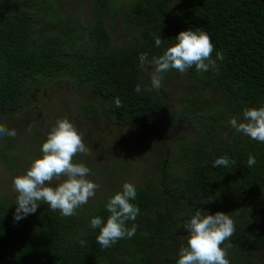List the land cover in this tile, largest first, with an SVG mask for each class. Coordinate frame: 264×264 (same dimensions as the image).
<instances>
[{"label": "trees", "instance_id": "trees-1", "mask_svg": "<svg viewBox=\"0 0 264 264\" xmlns=\"http://www.w3.org/2000/svg\"><path fill=\"white\" fill-rule=\"evenodd\" d=\"M73 3L81 11L69 15ZM190 29L207 32L213 59L224 54L219 71L171 70L159 92L152 90L139 56L162 55ZM154 36L163 40L161 47ZM177 81L179 106L170 90ZM62 82L71 85L62 96L66 104L78 97L80 107L66 114L77 130L103 113L135 132L139 146L131 150L140 153L134 161L157 164L156 182L148 178L152 168L144 169L147 179L135 186L137 198L130 201L139 207L136 220L126 224L136 225L135 235L108 249L97 243L100 230L90 221L99 216L106 223V204L122 191L124 168L104 169L105 152L92 151L88 136L83 141L90 154H77L73 162L90 168L87 179L100 186L95 196L70 217L40 202L34 214L14 220L13 179L42 158V139L58 121L48 125L51 113L37 114L35 96L44 97L50 84ZM137 84L143 86L140 94ZM85 90L106 108L85 98ZM116 97L122 107H116ZM260 107L264 0H0V124L8 119V128L18 133L0 137V264H177L190 234L185 225L201 209L233 217L235 232L221 245L231 244L230 264H264V240L256 236L264 212V142L229 123L233 117L243 122L245 108ZM44 109L56 111L51 105ZM163 123L184 126L172 143L161 135ZM160 144L164 155L157 158ZM225 155L234 163L213 167ZM249 155L256 159L251 168Z\"/></svg>", "mask_w": 264, "mask_h": 264}, {"label": "clouds", "instance_id": "clouds-1", "mask_svg": "<svg viewBox=\"0 0 264 264\" xmlns=\"http://www.w3.org/2000/svg\"><path fill=\"white\" fill-rule=\"evenodd\" d=\"M75 7L76 4L73 3L69 11L79 13L81 10L76 11ZM175 40L177 42L168 47L162 55L153 56L151 59L148 53L139 56V66L149 72L151 89L156 92L162 87L165 73L171 70L183 75L195 66L198 72H208L210 69L218 72L217 60H224L222 52H217L216 58H212L214 45L206 31L191 29L182 31ZM154 41L157 48L161 47L163 40L160 36H154ZM142 90V84H137L135 92L140 94ZM85 92V98L97 104L101 111L106 108L105 103L93 99L87 90ZM114 103L116 107H122L119 97L115 98ZM104 117L106 116L102 113L101 118ZM229 123L237 132L252 140L264 142V107L245 108L243 122L233 117ZM17 134L16 129H9L0 124V137L15 138ZM83 136L84 133L79 132L69 119L64 118L56 122L48 133L46 142L42 144V158L35 159L26 174L13 179V189L17 193L15 204L18 205L14 214L15 221L34 214L40 202L49 205L52 211L59 210L62 216L70 217L95 196L100 186L87 179L91 174L90 168L83 163L73 162L77 154H90ZM99 148L104 150L106 156L105 148L102 146ZM95 151L98 152L97 146ZM161 155L163 157L164 153ZM230 163L234 161L230 162L225 155L215 159L213 167H227ZM255 164V157L249 155L248 167L251 168ZM53 182H56V186H53ZM136 198V187L126 182L122 186V191L110 197L106 204V209L110 213L106 223L99 216L91 219L90 227L100 230L96 239L102 248L108 249L117 241L130 239L135 235L136 225L133 224L129 229L126 224L135 221L139 213V207L130 203ZM220 212L211 215L203 209L195 211L185 225L190 234L187 236V246H182L179 251L177 264H230L228 248L231 244L226 247L221 245L233 236L235 223L232 216L230 218V215ZM256 236L264 240V212H260L258 217ZM80 243L83 245L85 241L81 240Z\"/></svg>", "mask_w": 264, "mask_h": 264}, {"label": "rangeland", "instance_id": "rangeland-1", "mask_svg": "<svg viewBox=\"0 0 264 264\" xmlns=\"http://www.w3.org/2000/svg\"><path fill=\"white\" fill-rule=\"evenodd\" d=\"M69 15L74 13L69 11L67 12ZM181 81V79H180ZM58 86L62 91L60 92ZM71 89V85L65 82H62V85L54 83L50 84V89L47 88V93L44 97H41L39 94L35 96L34 100V108L38 115H44L46 113H51V118L48 120V125H50L55 120L60 119H72L74 118L71 115H66L71 112L73 113L72 109L75 107L76 109L80 107L78 104V97L72 96L74 99L68 101L66 104L63 101L62 96L66 94V90ZM172 95L175 101V105L179 106L180 103L177 100V97L180 94L178 81L173 84L170 88ZM62 93V94H61ZM68 96V97H72ZM52 106L56 108V111L50 112L44 109V106ZM71 105V106H70ZM75 113V112H74ZM99 122H103L102 125L98 126ZM2 124L9 126V120L5 119L2 121ZM184 126L178 125L175 128H170L169 126L165 125L164 123L159 126L161 135L166 139L167 143H172L176 136L182 131ZM79 128V127H78ZM81 130L79 132L84 133V136H88L91 139V144L89 148L94 151L95 146L104 147L106 150V156L103 160V168L108 169L110 167H114L115 165L124 168V173L120 174L119 180L122 184L124 183H131L134 186H138L143 184L147 177L144 174V169L152 168L151 170L154 171L151 174H148L149 180L152 182H156L157 179V164L153 162V160L149 159L146 163L136 162L133 158L138 156V153L132 152L131 149H135V147L139 146V139L136 137L135 132L127 126L110 123L106 117L102 118L101 120H91L88 127H80ZM224 136L226 139H230L231 136L228 132H224ZM47 137H44L42 140H46ZM157 138V136H156ZM114 149L115 153L112 154L111 151ZM163 147L160 144L158 146V157L161 156L163 152ZM140 167L141 170L138 168ZM148 170V169H147ZM216 213H212L211 215H215Z\"/></svg>", "mask_w": 264, "mask_h": 264}]
</instances>
